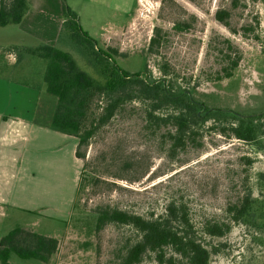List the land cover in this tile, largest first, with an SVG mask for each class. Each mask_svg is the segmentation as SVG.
Masks as SVG:
<instances>
[{"label":"rangeland","instance_id":"1","mask_svg":"<svg viewBox=\"0 0 264 264\" xmlns=\"http://www.w3.org/2000/svg\"><path fill=\"white\" fill-rule=\"evenodd\" d=\"M99 1L67 0V4L101 47L118 50L114 58L120 67L142 72L152 81L164 77L162 66L168 63L171 76L167 79H174L176 87L188 89L203 103L201 112L207 107L254 115L258 136L244 141L223 134L220 127L225 122L221 120L226 115L218 113L215 120L202 125L197 142L172 156L170 140L165 137L169 128H152L146 121L145 104L135 100L124 104L107 122L98 123L88 144L78 147L79 137L73 135L85 154L78 165L73 142L52 127L58 98L46 90L48 60L22 48L9 53L16 46L0 42V113L20 114L52 131V137L33 132L24 136L14 126L6 131L0 126V238L22 226L59 240L48 262L23 259L15 253L10 261L120 264L126 247L138 239L137 230L114 223L97 230L99 207L109 205L151 217L176 201L188 207L198 237L211 250L209 264H264L263 220L232 223L223 236L202 230L209 221H230L228 208L246 195L256 204L264 202V0H241L247 6L236 8L232 0H119L131 14L116 16L106 6L112 0ZM224 8L232 12L231 23L239 32L216 18V11ZM257 15L259 38L254 33L244 36L241 25ZM112 20L124 26L115 39L104 44L101 28ZM156 28L162 29L164 39L159 52H151ZM225 39L241 51L242 59L233 76L218 79L228 64L221 52ZM57 47L98 76L83 47L67 33ZM11 60L18 63L11 64ZM10 78L35 88L18 86ZM25 92H34L30 103ZM105 104L103 98L95 102L90 120L99 117ZM25 166L32 170L26 171ZM31 172L35 175L29 177ZM137 264L161 263L154 253H147Z\"/></svg>","mask_w":264,"mask_h":264},{"label":"trees","instance_id":"2","mask_svg":"<svg viewBox=\"0 0 264 264\" xmlns=\"http://www.w3.org/2000/svg\"><path fill=\"white\" fill-rule=\"evenodd\" d=\"M63 1L62 34L67 33L73 41L83 47L89 64L98 76L82 69L70 52L57 46L43 44L28 47L25 50L48 60L45 73L47 91L58 98L52 118V127L60 132L78 136V147L88 144L95 133L98 123L110 120L129 101L139 100L146 106V121L155 130L163 126L169 128L165 137L170 140V154L197 142L200 129L218 113L226 115L220 131L230 137L244 141H254L259 133L255 116L236 113L231 110L200 108L205 105L191 94L188 89L175 86L168 63H163L164 77L148 80L142 72L131 73L116 62L114 47H101L98 41L87 33L79 20L78 14L70 8L67 0ZM241 0H232L233 7L247 6ZM257 1V0H252ZM27 0H0V27L19 24L29 10ZM232 12L218 9L216 18L233 32L239 29L231 23ZM260 26L259 16L254 21L241 25L243 35L256 33ZM161 28H156L150 40L149 50L159 52L164 39ZM226 47L222 56L228 62L219 72L218 79L231 77L242 59L241 51L230 39H225ZM106 100L99 117L90 120V112L98 100ZM227 115L232 119L229 120ZM227 122V123H226ZM213 128L215 126L213 125ZM200 144V143H198ZM78 158H84L79 148ZM230 221L206 222L203 232L210 236H223L231 230L232 223H254L264 221V202L256 204L251 195H246L240 202L228 208ZM132 226L137 230L138 239L126 247L120 264H137L147 253H154L161 264H209L211 250L197 235L191 221L190 212L184 203L170 201L165 212L145 217L127 210L109 205L100 206L97 211L96 229L101 230L108 224ZM59 240L31 229L17 226L0 238V264H13L11 254L23 259H37L48 262L57 251ZM168 250L171 253L168 255Z\"/></svg>","mask_w":264,"mask_h":264},{"label":"crops","instance_id":"3","mask_svg":"<svg viewBox=\"0 0 264 264\" xmlns=\"http://www.w3.org/2000/svg\"><path fill=\"white\" fill-rule=\"evenodd\" d=\"M29 2V10L24 16L23 20L19 24H10L7 26L0 27V42L14 44L16 48H11L9 51H14V49L22 48L26 49L28 47H37L43 44H49L57 46L60 43L62 37V26H63V6L61 5L60 0H27ZM102 3L104 1L100 0ZM99 1V2H100ZM134 1V0H132ZM100 2V3H101ZM105 3V2H104ZM106 6L112 10L113 16L117 14L120 15H130L131 10H127L124 5L119 3V0H112ZM77 10V9H76ZM78 11V10H77ZM80 14V11H78ZM124 23H119L118 21H110L107 23V26H102V38L104 44L109 43L111 40L115 39L117 34L122 31ZM87 31V30H86ZM12 53V52H9ZM18 63V60H11V64ZM10 64V63H9ZM11 82L15 81V78H10ZM18 81V86L25 87L27 89L35 88V86L28 84L26 81ZM15 81V82H16ZM22 83V84H21ZM47 90V85H46ZM25 96L28 95V102L32 98L30 95L34 92H25ZM11 117V118H10ZM11 119V120H10ZM3 120V121H1ZM0 126H5L6 128L15 127V131L21 134H27L28 132L45 134L47 137H52L50 129H46L43 126H40L33 122L31 119L25 118L20 114L17 116H9L4 113H0ZM66 138H69L73 142V153L74 158L79 165V158L76 155L77 142L73 138V135L62 133ZM25 136V135H24ZM29 171L32 170V167H26ZM79 169V168H78ZM35 173L31 172L28 174L29 177L34 176ZM79 177H77L78 179ZM73 199L71 201V210L73 207ZM70 210V212H71ZM45 235V234H44ZM51 236V235H47ZM56 237L57 236H52Z\"/></svg>","mask_w":264,"mask_h":264}]
</instances>
